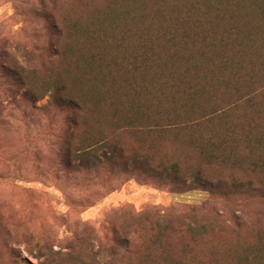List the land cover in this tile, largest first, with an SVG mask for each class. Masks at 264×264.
I'll return each mask as SVG.
<instances>
[{"label": "rangeland", "instance_id": "obj_1", "mask_svg": "<svg viewBox=\"0 0 264 264\" xmlns=\"http://www.w3.org/2000/svg\"><path fill=\"white\" fill-rule=\"evenodd\" d=\"M187 3L0 0V264H237L248 247L264 252V198L232 188L234 182L264 186V168H249L264 153L263 107L240 104L227 118L195 130L175 129L161 116L184 113L185 96L164 90L162 36ZM246 5L242 28L253 38L239 56L242 74L254 75L258 86L264 18ZM145 49L154 53L147 69ZM30 82L43 98H24ZM56 86L73 102L54 104ZM242 88L236 93L218 83L205 101L227 106ZM134 114L137 122L127 121ZM226 122L234 129L229 152L239 165L210 168L201 138L223 135ZM106 137L138 155L185 149L178 143L194 139L200 143L190 148L191 164L211 182L223 181L222 189L172 192L150 171L154 164L108 163L104 148L95 149L102 164L85 155ZM171 208L180 209L173 230L156 241L155 226H164L161 217Z\"/></svg>", "mask_w": 264, "mask_h": 264}, {"label": "trees", "instance_id": "obj_2", "mask_svg": "<svg viewBox=\"0 0 264 264\" xmlns=\"http://www.w3.org/2000/svg\"><path fill=\"white\" fill-rule=\"evenodd\" d=\"M187 2L185 11L178 12L174 16L172 23L162 36L165 47H167L164 52V72L162 74L164 90L171 97H175L177 94L185 96V108L182 109L184 113L174 112L169 116L166 115L167 112H164L161 116L174 121V128L183 131L195 130L202 124L213 125L216 120L227 118L229 113L240 104H246L252 109L263 107L264 111V79H260V84L254 86L256 77L242 74L245 60L239 56L240 48L253 38L251 31H245L242 28V24L244 25L242 22L246 18L240 14V10L242 6H248L246 5L248 3L252 8L259 10L264 18V0H206L203 4L198 0H187ZM261 28L264 31V24ZM190 46L193 47L189 48ZM145 51L146 49L142 51V55L145 56L142 57V62L147 69L154 53L149 54ZM139 59L136 58L135 61L138 62ZM258 61L259 63H256L261 65L264 63V58L261 57ZM253 66L254 64L251 65L252 70L255 68ZM171 81L176 82V88ZM218 83L229 87L230 90H235L236 93H239V84H241L244 87L242 88L244 93L235 99L234 97L228 99L227 106L219 107L217 103L210 105L205 101L208 99L206 92ZM28 90L29 92L24 95L25 99L32 100L34 96L43 98L39 89L31 82L28 84ZM50 98L57 106L63 99L69 102L74 100L66 92V89L60 86L52 89ZM81 103V101H77L78 110L81 109L78 105ZM17 104L19 103H13L14 106ZM254 113L258 114V112ZM136 117L137 114L130 115L127 117V121L137 122ZM149 120V122H154L157 119L149 118ZM225 124L227 129L223 135L213 134L201 138V142L209 149L205 151L200 147V154L207 159V165L210 168L214 165L221 167L228 164L234 167L239 165L240 161L233 158L229 152L231 143L229 134L233 135L234 129L231 123L226 122ZM168 128L170 127H164V129ZM258 128L256 126L254 131H257ZM112 137L103 138L96 144L86 147L85 155L102 164V161L95 156V149L104 148L103 158L108 163L118 158L122 161L128 159L135 165L140 162L146 166L154 164V168L150 171L156 172L163 181L170 184L173 188L172 192H181L182 189H187V191L205 190L215 195L217 190L222 189L223 181L211 182L200 167H194L191 164L190 148L197 149L200 143L195 142L194 139L178 143L185 149L160 152L150 150L144 152L143 155H138L128 149L118 138ZM260 141L261 139L258 137L254 142L259 145ZM249 168L251 171L264 168V153L254 158L249 163ZM190 179L191 181L188 183L187 181ZM232 188L236 191L245 190L264 198V186H255L251 181L245 185L234 182ZM178 211L180 212L179 208H171L161 217L164 226L156 224V241L164 239L172 229L173 217L175 213H179ZM143 217L139 216V220ZM237 264H264V252L256 250L254 247H248L241 253Z\"/></svg>", "mask_w": 264, "mask_h": 264}]
</instances>
